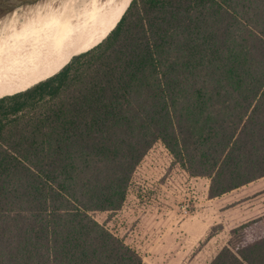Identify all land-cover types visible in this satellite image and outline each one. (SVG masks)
I'll list each match as a JSON object with an SVG mask.
<instances>
[{
    "label": "trees",
    "instance_id": "1",
    "mask_svg": "<svg viewBox=\"0 0 264 264\" xmlns=\"http://www.w3.org/2000/svg\"><path fill=\"white\" fill-rule=\"evenodd\" d=\"M53 72L0 98V264H144L91 213L157 143L211 199L264 177V0H132ZM262 222L209 264H264Z\"/></svg>",
    "mask_w": 264,
    "mask_h": 264
},
{
    "label": "rangeland",
    "instance_id": "2",
    "mask_svg": "<svg viewBox=\"0 0 264 264\" xmlns=\"http://www.w3.org/2000/svg\"><path fill=\"white\" fill-rule=\"evenodd\" d=\"M44 1L12 10L1 38L4 51L25 30H44L72 2ZM27 10L30 20H24ZM2 16L3 12L1 20ZM209 183L206 178L190 177L157 143L136 168L121 209L91 216L123 240L144 264H209L229 241L232 229L264 216V177L212 199Z\"/></svg>",
    "mask_w": 264,
    "mask_h": 264
},
{
    "label": "bare ground",
    "instance_id": "3",
    "mask_svg": "<svg viewBox=\"0 0 264 264\" xmlns=\"http://www.w3.org/2000/svg\"><path fill=\"white\" fill-rule=\"evenodd\" d=\"M128 1L72 0L44 30L27 29L17 35L6 52L1 43L5 23L0 31V98L30 86L62 62L98 45L119 22ZM25 15L27 20L29 10Z\"/></svg>",
    "mask_w": 264,
    "mask_h": 264
},
{
    "label": "water",
    "instance_id": "4",
    "mask_svg": "<svg viewBox=\"0 0 264 264\" xmlns=\"http://www.w3.org/2000/svg\"><path fill=\"white\" fill-rule=\"evenodd\" d=\"M32 1H37V0H3V2H2V4H0V13L1 12H4V11H6V10H12L13 8H15L16 6H19V5H23V4H27V3H30V2H32ZM131 1L132 0H129L128 1V3H127V6H126V10H127V8L129 7V5H130V3H131ZM125 10V11H126ZM125 13V12H124ZM122 16H123V14H122ZM121 19V18H120ZM117 25V24H116ZM83 53V52H82ZM76 56V55H75ZM74 57V56H73ZM72 57V58H73ZM71 58V59H72ZM70 59V60H71ZM69 62V61H68ZM67 62V63H68ZM64 67V66H63ZM62 69V68H61ZM60 69V70H61ZM59 70V71H60ZM58 71V72H59ZM57 72V73H58ZM55 75V74H54ZM54 75H52V76H54ZM52 76H50V77H52ZM49 77V78H50ZM48 79V78H47ZM46 80V79H45ZM44 81V80H43ZM42 82V81H41ZM34 86V85H33ZM32 87V86H31ZM25 91V90H24Z\"/></svg>",
    "mask_w": 264,
    "mask_h": 264
},
{
    "label": "flooded vegetation",
    "instance_id": "5",
    "mask_svg": "<svg viewBox=\"0 0 264 264\" xmlns=\"http://www.w3.org/2000/svg\"><path fill=\"white\" fill-rule=\"evenodd\" d=\"M12 10H13V9H12ZM12 10H6L5 12H3L4 14H3L2 17H4V18H3L2 20L0 19V31H1L2 27L4 26V24L9 20V17H10V15H11V13H12ZM5 14H8L9 16H8V15H5ZM9 24H10V23H9ZM9 24H8V26H9ZM8 28H9V27H8ZM68 61H70V59H68V60H66V61H64V62H62V63H66V62H68ZM62 63H61V64H62ZM59 65H60V64H59ZM59 65H58V66H59ZM49 72H50V71H49ZM46 74H47V73H46ZM44 75H45V74H44ZM44 75H43V76H44ZM43 76H42V77H43ZM42 77H41V78H42ZM41 78H39V79H41ZM39 79H38V80H39ZM38 80H37V81H38ZM37 81H36V82H37ZM33 84H34V83H33ZM31 85H32V84H31ZM24 89H25V88H24ZM21 90H22V89H21ZM19 91H20V90H19ZM16 92H18V91H16Z\"/></svg>",
    "mask_w": 264,
    "mask_h": 264
},
{
    "label": "snow or ice",
    "instance_id": "6",
    "mask_svg": "<svg viewBox=\"0 0 264 264\" xmlns=\"http://www.w3.org/2000/svg\"><path fill=\"white\" fill-rule=\"evenodd\" d=\"M3 0H0V4H2Z\"/></svg>",
    "mask_w": 264,
    "mask_h": 264
}]
</instances>
